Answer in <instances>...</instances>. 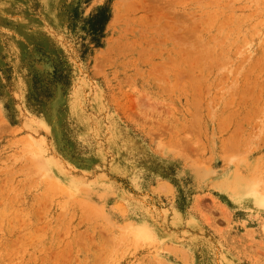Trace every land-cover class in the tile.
I'll return each instance as SVG.
<instances>
[{"label":"rangeland","instance_id":"374dc122","mask_svg":"<svg viewBox=\"0 0 264 264\" xmlns=\"http://www.w3.org/2000/svg\"><path fill=\"white\" fill-rule=\"evenodd\" d=\"M0 264H264V0H0Z\"/></svg>","mask_w":264,"mask_h":264},{"label":"trees","instance_id":"16d2710c","mask_svg":"<svg viewBox=\"0 0 264 264\" xmlns=\"http://www.w3.org/2000/svg\"><path fill=\"white\" fill-rule=\"evenodd\" d=\"M111 18V6L109 4L98 8L90 18V31L92 35V42L100 47V38L105 31V26Z\"/></svg>","mask_w":264,"mask_h":264}]
</instances>
